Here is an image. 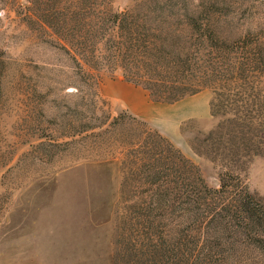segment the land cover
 <instances>
[{
  "label": "rangeland",
  "instance_id": "374dc122",
  "mask_svg": "<svg viewBox=\"0 0 264 264\" xmlns=\"http://www.w3.org/2000/svg\"><path fill=\"white\" fill-rule=\"evenodd\" d=\"M0 263L264 264V0H0Z\"/></svg>",
  "mask_w": 264,
  "mask_h": 264
},
{
  "label": "trees",
  "instance_id": "16d2710c",
  "mask_svg": "<svg viewBox=\"0 0 264 264\" xmlns=\"http://www.w3.org/2000/svg\"><path fill=\"white\" fill-rule=\"evenodd\" d=\"M147 10H149L150 12H153V13L156 12L157 14L164 13L166 15H172L176 12L173 7H170V6L163 7L160 5L154 6V7H149ZM142 54H143L142 57H144L146 60H150V59L153 60L154 58H157L160 55V54H158L157 51H153L152 47L149 45L144 46V51ZM160 57H161V55H160ZM161 58L164 59L163 56ZM148 71H150V70H148ZM158 73H160V72H158ZM162 73H163V75L162 74L158 75V78H157V81H159V83H153V84H151V86L145 84L146 87L151 91V93L155 94L158 99L177 100V99L181 98L184 93H186L187 89L189 90L191 87L200 86V87H210L214 93L213 99L218 100L219 104L221 103L222 95H221L220 88L222 87L223 83H220V77H221L220 74L218 77H216V79H215L216 81H214L215 83H205V82H207V80H209L208 78H210L209 73H204L203 75L200 76V78L192 79V81L186 80L183 82H177L178 80H175L173 82L167 83V81L164 80L165 79L164 75H166V72L165 73L162 72ZM145 77L150 78L147 75V73H145ZM172 78H174V77H172ZM132 79H134V78H132ZM201 184L202 183H201V179L199 178V176H195V179L191 183V189H190L189 193L185 196V197H187L186 201L189 204L195 203L196 207L200 208V209L203 208V204L198 202V199L199 200L203 199L211 191V189H209L205 185H203V184L201 185ZM223 186L224 185H222V188H223ZM222 188L215 190V192L222 191ZM156 189H159L160 192H163L162 194H160L159 197H157L156 199L153 200V202L156 204V208L159 209L160 212L163 209L169 208L170 198H168V195L170 193H173L175 196L173 204L176 201H178L179 206L184 204L183 203L184 193H182L181 191H177V192L174 191L173 192L167 183H159L158 182L156 185ZM159 215H160V213H159Z\"/></svg>",
  "mask_w": 264,
  "mask_h": 264
},
{
  "label": "crops",
  "instance_id": "0c3cea01",
  "mask_svg": "<svg viewBox=\"0 0 264 264\" xmlns=\"http://www.w3.org/2000/svg\"><path fill=\"white\" fill-rule=\"evenodd\" d=\"M1 264V263H0Z\"/></svg>",
  "mask_w": 264,
  "mask_h": 264
}]
</instances>
